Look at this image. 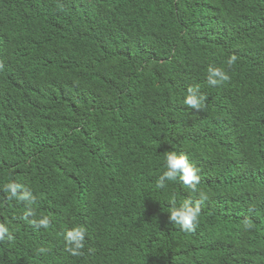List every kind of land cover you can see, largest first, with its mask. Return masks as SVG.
<instances>
[{
	"label": "trees",
	"instance_id": "obj_1",
	"mask_svg": "<svg viewBox=\"0 0 264 264\" xmlns=\"http://www.w3.org/2000/svg\"><path fill=\"white\" fill-rule=\"evenodd\" d=\"M0 225V264H264V0H0Z\"/></svg>",
	"mask_w": 264,
	"mask_h": 264
},
{
	"label": "clouds",
	"instance_id": "obj_2",
	"mask_svg": "<svg viewBox=\"0 0 264 264\" xmlns=\"http://www.w3.org/2000/svg\"><path fill=\"white\" fill-rule=\"evenodd\" d=\"M235 61V57H231L228 63L231 64ZM207 82L209 85L216 86L224 81L229 80L228 74L218 67L209 66L207 70ZM205 97L199 95V86H190L184 96L183 102L185 105L199 110L202 107ZM165 170L159 176L157 187L160 189L166 188V181H175L179 179L182 183L192 192L198 191L197 185L200 182L198 169L195 168L185 154H178L176 151L165 152ZM8 188L12 191L15 190L13 184H9ZM169 212L168 219L171 223L178 225L183 231H195L196 224L200 213L199 207L193 206L191 201H185L177 204L173 198L168 200ZM47 226L46 219L41 221ZM8 234V239H11L9 230L5 225H0V241L5 239V234ZM85 229L81 226H74L64 233V239L69 245L68 251L73 255H79L80 249L84 247ZM41 252L44 249H40Z\"/></svg>",
	"mask_w": 264,
	"mask_h": 264
}]
</instances>
